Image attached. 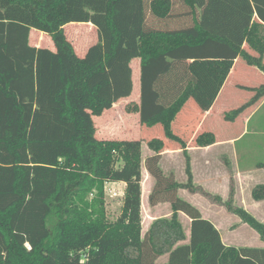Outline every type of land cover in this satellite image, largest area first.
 <instances>
[{
  "label": "trees",
  "instance_id": "trees-1",
  "mask_svg": "<svg viewBox=\"0 0 264 264\" xmlns=\"http://www.w3.org/2000/svg\"><path fill=\"white\" fill-rule=\"evenodd\" d=\"M70 25L96 30L98 43L84 58L67 40ZM32 31L49 36L54 50L32 47ZM138 61L140 125L161 127L179 146L185 184L164 174L162 140L96 138L94 119L132 98ZM235 61L264 74V0H155L149 9L146 0H0V264H157L166 256V264H264V249L226 247L215 226L178 197L198 189L187 143L173 127L191 99L206 109L194 68L204 65L216 101ZM237 89L253 97L225 113L226 123L264 99V86ZM195 143L216 141L204 133ZM145 146L151 157L144 158ZM145 173L155 182L150 204L166 195L172 214L143 235ZM109 184L126 185L114 223ZM253 198L264 200V188ZM216 200L264 242L263 223L231 200Z\"/></svg>",
  "mask_w": 264,
  "mask_h": 264
},
{
  "label": "rangeland",
  "instance_id": "rangeland-1",
  "mask_svg": "<svg viewBox=\"0 0 264 264\" xmlns=\"http://www.w3.org/2000/svg\"><path fill=\"white\" fill-rule=\"evenodd\" d=\"M90 27L91 26L89 25H70L65 28V35L67 37V40L73 45L75 54L79 58H84L88 49L98 43V38L95 30ZM30 45L35 48L54 50L51 38L37 31H32L30 37ZM240 62L241 64H239L238 71L235 75L237 79L236 81H238V85L236 86V88L239 86H245L248 88H259L261 86H264V74H262L255 68L248 67L243 61ZM139 65V61L133 63L132 65L134 72V93L132 98L130 100L119 103L114 107L113 110L105 113L104 116L94 119L96 127V138L98 140L129 142L144 141L147 144L153 139H160L163 142L169 144V142L164 139L161 127L147 129L145 127H141L140 125L138 114L140 97ZM235 67L236 65H233L232 69H234ZM194 69L195 70L193 73L201 85L200 98H203V105L206 106V109L202 108L201 105H197L196 101H194L193 99V101H190L188 105H186L187 107H185L186 110L183 114L185 115L186 119L184 120L183 124L192 123L194 120H196H192L193 115L203 114V117L208 112H210L209 114H211L212 110L215 108L212 118L210 120L208 119L209 121L207 120L208 122H206L207 124L205 128L209 129V132L217 134L219 140H222V138H225L224 140H228L230 138L238 137L244 129V122L248 116H246V118H244L243 120L236 122L235 124H230L223 121L224 114L222 115V113V119H218L219 116L221 118V115L219 113L222 111L229 113L233 110L238 109L249 101V99L252 97V94L246 91L234 89L233 91L226 92L220 102H218L217 100L215 101V99L213 100L211 95L214 91L215 85L213 81L209 80L208 77H206L207 71L204 69V65L199 63ZM209 108L210 110L208 112L205 111ZM255 114L256 115L252 119L249 127L247 124V129L249 132L248 136L242 143L237 145V155L238 158L241 157V151L247 149L249 150V154L247 155V157H251L252 161H255L254 163L263 164L264 108ZM197 117L199 119V115L194 118ZM183 124L181 125L186 127L187 129L185 131V136H183V140L189 143L195 136L191 133V127L193 125L186 124L185 126ZM176 127V131H179L180 119L177 120ZM152 154L153 151L145 146L144 158H147ZM230 161L231 164H233L232 161H234V157L231 156ZM184 162L185 158H183L180 154L178 157H174L169 160H163L162 169L167 175L172 173L179 182H184L186 178L184 173ZM153 184L154 181L149 178L147 173H145L143 184V193L145 196V200L142 210V226L144 233L147 229L149 230L150 227H152V225L156 222L162 223L167 220H171V216H169L170 206L167 204L168 202L165 201V198H167L166 195H162L160 198H158L156 203L157 206L155 208L150 207L149 200L146 198L151 193ZM196 188H198L197 192L193 194L196 196L193 197L192 195H189V193L183 192L181 193V198L188 201V203H190L196 209H198V207L200 206L204 210V214H208L210 212V209L207 205H209L211 201L207 197L204 188ZM108 189H110V187ZM116 191L121 195H119L120 198L112 199L106 193V210L107 216L111 223H114L119 219L123 206L124 193L121 192L122 189H117ZM253 191L254 188H251L247 190L245 194V198L247 200V203L249 202V205H254L252 194ZM233 204L237 208H242V205L239 201L233 200ZM217 220L220 221L218 218ZM179 221L187 230L189 221L186 218L182 217V215H179ZM226 223V227H221L223 230L221 233L224 240L227 241V245L232 248H245L243 246H246L251 248L264 249V242L260 239L259 235L247 225L241 223V220L239 218L230 215V218ZM53 226L54 220H51L50 228H53ZM132 255L135 256L136 254L133 252ZM158 262L159 264H165L167 262V256L161 258Z\"/></svg>",
  "mask_w": 264,
  "mask_h": 264
},
{
  "label": "crops",
  "instance_id": "crops-1",
  "mask_svg": "<svg viewBox=\"0 0 264 264\" xmlns=\"http://www.w3.org/2000/svg\"><path fill=\"white\" fill-rule=\"evenodd\" d=\"M153 1H155V0H146V6L148 9L151 8V4ZM151 22L154 23L155 19L152 18ZM90 28H93V27L91 26ZM95 33H96V30H95ZM239 64H241L240 61L234 62V65H236V67L229 72L228 77H227L220 93L218 94V96L216 98V100L218 102L221 101L222 97L226 94V92L233 91L234 89H237L236 86L238 85L237 84L238 81H236L237 79H236L235 75H236V72L238 71ZM252 97H253V95H252ZM190 101H193V99H191ZM263 108H264V99L261 100L255 107L249 109L238 120V121H241L244 118H246V116H248L245 119L244 129H243L242 133L238 137L230 138L228 140H224L225 138H222V140H219L217 134L211 133V132H209V129L205 128V126L207 124L206 122H208L212 118V115H213L215 108L212 110L211 114H209L210 112H208L203 117H202L203 114L202 115H200V114L193 115L192 114L193 115L192 120L193 119H196V120H194L192 123L183 124L184 120L186 119L185 115L183 114L184 111L186 110L184 108L183 112L178 117V119H180L179 131H176V128H175L178 119L176 120V122L174 123V126H173L175 134L178 137L183 139V136H185V133H186L185 131L187 129H186V127L182 126L181 124H183L185 126H186V124H192L193 125L191 127V130H192L191 133H192V135H195V136L189 143H187V142L186 143H187V150H188L187 155L191 159V170H192V174H193L194 185L196 187H199V188H204V191L206 192L207 197L211 201L209 203V205H207L208 208L210 209V212L208 214H204V210L200 206L198 207V209L200 210L203 218L205 220H208L209 222H211L215 226L216 230L221 235L223 244L228 248L230 246L227 245V243H226L227 241H225L223 238V235L221 233L223 230L221 227L227 226L226 222H228V219L230 218V215H232V214H230L225 209V207H223L216 200V198H218V200L220 199L223 203H226L227 201H230V200L231 201H233V200L239 201L242 205V208L247 213H249L255 219H257L258 221H260L261 223L264 224V218H263L264 217V200L256 201L253 198L254 205H249L248 204L249 202L247 203V200L245 198V194H246L247 190L254 188V191H255L257 188H261V187L264 188V163L263 164L254 163L255 161H252L251 157H247V155L249 154V150H247V149L244 151H241V153H242L241 157L238 158V155H237V153H238L237 145L242 143L249 134L248 129H247V124L249 127L252 119L256 115L255 113H258ZM221 113L223 115L226 112L222 111L219 114L221 115ZM197 115H199V119H198V117L194 118ZM222 115H221V118L219 116L218 119H222ZM208 132L214 135L216 144L214 146L207 147V148H197L196 143H195L196 139L200 135H202V133L204 134V133H208ZM167 142H169V141H167ZM164 146H165L164 153L162 154L161 161H160L161 168H162L163 160H169V159H172L174 157H178L181 154L182 157L185 158L184 173L186 176V157L183 154V152L180 151L179 146L177 144L172 143V142H169V144L164 142ZM174 155H176V156H174ZM151 156H149V157H151ZM231 156L234 157V161H232L233 164H231V161H230ZM164 174L166 176L172 175L174 177V175L172 173H170L169 175H167L166 173H164ZM149 178H150V176H149ZM174 179L176 182H178L180 184H185L187 182V176H186L184 182H179L178 179H176V177H174ZM143 184H144V181H143ZM154 186H155V182L152 186V191L154 189ZM107 187L108 188L110 187V189H115V190L122 189L121 192H123V193H125V190H126L125 184H109ZM142 189H143V185H142ZM152 191H151V193H152ZM254 191H253V193H254ZM183 192H187V193H189V195H192L193 197L196 196V195H193L195 193H190L188 191H180L178 193V197L181 200H184L181 198L182 197L181 193H183ZM151 193L148 195V197L146 199L149 200ZM144 200H145V196L143 193V195H142V210L144 207ZM184 201H186V200H184ZM186 202H188V201H186ZM149 204H150V202H149ZM167 204L170 206V203H167ZM156 206H157L156 204L155 205L150 204V207L155 208ZM171 212L172 211H171V206H170L169 216H171V214H172ZM182 217L186 218L189 221V219L187 217H185L184 215H182ZM212 218H214V219H212ZM217 218L220 221H218ZM189 222H188V225H189ZM147 231H148V229L146 230L145 233H147ZM145 233L143 232V235ZM187 236H189V234ZM243 247L251 248V247H246V246H243ZM256 249H258V248H256ZM167 260H168V257H167ZM157 264H159V262H157Z\"/></svg>",
  "mask_w": 264,
  "mask_h": 264
},
{
  "label": "built area",
  "instance_id": "built-area-1",
  "mask_svg": "<svg viewBox=\"0 0 264 264\" xmlns=\"http://www.w3.org/2000/svg\"><path fill=\"white\" fill-rule=\"evenodd\" d=\"M107 186L108 185H106V188H105V194L107 193V195H109L112 199L120 198L121 195L119 194V192H117L115 189H108ZM123 197H124V195H123Z\"/></svg>",
  "mask_w": 264,
  "mask_h": 264
}]
</instances>
